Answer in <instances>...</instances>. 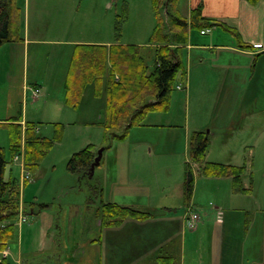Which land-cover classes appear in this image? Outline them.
I'll use <instances>...</instances> for the list:
<instances>
[{"label":"crops","instance_id":"0c3cea01","mask_svg":"<svg viewBox=\"0 0 264 264\" xmlns=\"http://www.w3.org/2000/svg\"><path fill=\"white\" fill-rule=\"evenodd\" d=\"M56 1L57 3H53ZM56 1L51 0L48 3L51 20H61L58 30L60 33L73 32L72 28L67 27L68 24L62 21L64 18H60L68 16L54 12L57 9L60 11L59 8L64 3L63 0ZM184 1L187 7L184 13L181 12L187 18L190 19L192 9L201 5L206 17L236 28L239 38L223 26L210 27L204 33L201 29L190 28L188 42L183 45L182 58L186 69L185 74L183 79L177 82L170 110L164 112L168 114L172 110L175 97L176 100L180 97L175 95L177 91H184L189 100L192 94L195 98L199 97L198 93L201 91L198 90L197 85L206 87L211 77L209 70L217 69L219 71H216V75L211 80L216 87L219 82L220 88L215 87V90L209 86L213 93L217 92L216 99L219 100L212 109L214 118L211 122L216 125L220 122L221 125L227 124L232 125V128L244 129L248 122L256 124L261 119L263 121L260 115L264 114V0H258L256 3H251L249 0ZM81 2L83 0L79 2L72 0L70 4L71 7L80 10ZM16 3L20 7L21 14L17 29L19 39L16 42H8L0 48V50L3 47L9 49V60L0 61V65L4 67L3 71H0V79L11 80L9 95L3 94L0 97L1 102L4 101L6 104L2 109L6 117L0 118V122L14 121V118L21 116L19 122L24 131L28 121L52 123L61 121L65 124L66 130L70 125L89 128L92 125L101 124L105 111V95H97L95 85L91 84L84 91L80 106L69 107L65 101L66 78L76 44L83 42L109 46L121 42L104 39L69 41L43 39L39 37V34L44 32H31V25L26 20L30 12L26 0H16ZM62 43L72 44V47L68 48V51L66 49L61 51L63 48L59 46L51 47L57 55L53 57L54 62L50 72H47V68L51 62L43 60L41 54H39L40 60L35 64L39 68L30 71L31 44L41 48V44L61 45ZM122 44L126 43L122 42ZM14 66L15 70H13ZM30 73L34 75L33 83H30ZM44 85L47 86V92ZM35 88L40 89L38 95L34 93ZM40 99L48 107L45 110L47 114L38 115L31 107ZM159 113L161 111L148 114L142 125L131 128L127 136L128 142L136 143V146L154 147L155 140L159 146L161 141L159 137L155 138L154 134H161L160 128H169L167 130L172 132L177 129L179 132L175 133V138L184 136L186 139V131L182 129V124L164 121ZM236 116L239 118L237 119ZM188 121L189 117L186 125ZM195 122L197 128L203 126L202 118L199 117ZM22 138L23 151L15 157V160L20 159L22 155L21 165L25 170L24 132ZM105 152L103 163H106ZM152 152L153 149L149 150V153L153 154ZM133 159L135 164L140 165L153 162L151 155H134ZM114 160L118 163L117 172H120V163L124 164L123 157L118 156ZM205 160L213 161L207 157ZM201 163L203 162L192 161L187 156L186 162L184 160L182 165L184 172L187 164L192 165L195 174V187L189 201L185 197V173L183 181L178 182L170 191L159 192L157 200L154 199L155 194L150 183H144L142 189L139 186L132 189L130 196L127 194V198L124 199L118 197L114 185L110 190L103 187L100 200L115 201L153 214L146 219L127 218L119 224L105 226L98 217V210L91 211L87 203L61 200L53 208L52 203L47 201H35L28 192L27 185L31 182H27L24 178L22 182L20 181L21 214L17 220L18 234L7 247L6 255L15 264H158L159 256L164 254L171 256L174 264L177 258H180L183 264L187 232L190 229L186 224V213L189 208H193L204 214V218L196 229L214 221L216 225H220L219 232L214 229L216 232L213 235L214 240L212 239V253L215 255L213 258L218 259L217 264H243L246 242L244 230L248 211L242 206L243 199L241 194H238L242 192H236L233 189L234 196L232 193L231 198L233 196L239 201L233 206L210 199L214 179L219 177H209L201 173ZM137 171L139 167L133 173L127 174L125 181L130 179L128 183L130 181L135 183L139 178L136 176L132 178V174L142 175ZM245 186L247 187L246 182ZM121 188L123 187L118 185V190ZM202 202H208V204ZM42 203L47 205L40 207ZM178 205H182V208L172 207ZM29 207H31L30 212ZM22 216L26 218L24 221H20Z\"/></svg>","mask_w":264,"mask_h":264},{"label":"rangeland","instance_id":"374dc122","mask_svg":"<svg viewBox=\"0 0 264 264\" xmlns=\"http://www.w3.org/2000/svg\"><path fill=\"white\" fill-rule=\"evenodd\" d=\"M63 1V8L61 7L59 8L60 11L57 9L54 12L59 15L68 16L67 18H60H64L62 21L68 24L67 27H71L73 32L66 34L58 31L61 20H51L49 16L48 3L51 0H26L30 10L26 20L31 25V32H44L43 34H39V37L47 40L104 39L105 41L124 42L126 44H144L146 47L143 48V52L147 54L151 66L153 65L154 47H148L147 45L159 23V17L162 16L165 19V12H157L152 0H83L80 10L71 7L70 2L72 0ZM77 1L79 2L80 0ZM53 3H57V1ZM179 5L180 13H184L187 3L184 0H179ZM183 13L182 15L185 16ZM57 46L63 48L61 51L65 49L68 51V48L72 47V44H41V48L38 45L31 44L29 50L30 71L39 68L35 64L40 60L39 54H41L43 60L51 62L47 68V72H50L54 62L53 57L57 55V52H54L51 47ZM4 60H9V49L7 47H3L0 50V61ZM3 69L4 67L0 65V71H3ZM15 69L16 67L14 66L13 70ZM216 71L219 70H209L211 77L207 81L206 87H202L200 84L197 85L198 90L201 91L198 93L199 97L195 98L192 94L191 100H189L184 91H177L175 95L180 97L177 100L175 97L170 113L167 114L164 111L159 113L161 114L159 116H163L161 119L164 121L172 124H182V129L186 131V139L184 136L179 139L175 138V133L178 134L179 132L177 129L173 128L174 132H172L167 130L169 128H160L161 134H154V137H159L161 141L159 146L154 140V144H156L154 147H151V145H145L144 147L140 145L141 148L143 147L141 149L139 148L140 146H136V143H129L128 138L123 141H111L105 136V129L101 124H95L89 128L78 127L77 125L67 126V130L64 128L62 141L53 145L36 173H31L30 175L32 177L30 179L31 184L29 183L27 187L32 199L52 203L53 208L61 200L66 202L81 201L87 203L90 206V210L94 211L100 205L101 196L98 195V192L101 188L107 187V190H110L114 185L118 197L124 199L127 198V194L130 196L132 189H136L138 186L142 189L144 183H150L155 194L154 199L157 200L159 192L170 191L178 182L183 181L185 172L182 165L184 160L186 162L187 156L190 159V135L195 130H204L209 133L210 137L205 159L207 157L215 162L246 165L244 183H247V187L250 190L245 193H238L241 194L243 199L242 206L248 211L244 230L246 242L243 264H264V114L260 115L263 121L261 119L256 124L248 122L244 129L232 128V125L227 124L221 125L222 123L220 122L216 125L214 122H211L214 118L212 109L216 105V102H219L216 99L217 92H212V89H215L216 86H213L214 84L211 79L216 75ZM33 78L34 75L30 73V83H33ZM10 81L8 78L0 79V97L3 94L5 96L9 95ZM220 85L218 82L216 89H219ZM44 86L47 92V86ZM209 86H212V89H209ZM34 93L38 95L40 89L35 88ZM104 98L106 106L107 98L106 96ZM37 102L31 106L34 108V112L38 113V115L47 114L45 111L48 108L46 107V103H42L41 99ZM5 105V102H1L0 100V118L6 117L5 111L2 110ZM188 117L189 121L188 125H186ZM199 117L203 120V126L197 128L195 121ZM236 117L237 119L239 118V116ZM38 131L42 136L52 138L56 133V126L52 122L41 121V123H38ZM110 143L113 145L105 152L106 163H103V159L101 164L96 167L93 177L82 178L80 181L79 175L68 169V160L73 153L85 148L89 144H93L97 155L98 149L105 146L108 147ZM0 148L6 150L7 157L10 159L9 133L8 129L4 127H0ZM151 149H153V154L149 153ZM134 155H151L153 162L148 165L135 164ZM118 156H122L124 161V164L120 163V172L122 173L117 172L118 163H115L114 160ZM21 161L22 155L20 159L13 161L11 165L12 176L16 177L18 182H22L26 178V175H29L26 169L23 170ZM138 167L139 171L137 172L142 175L132 174V178L136 176L139 179L135 183L131 181L128 183L130 179L125 181V177H128ZM7 176H9V171ZM153 179L159 180L155 181ZM214 180V186L210 191V199L221 201L224 205H236L239 201L233 198V182L231 178L219 177ZM118 181H122V183H117ZM118 185H121L123 188L118 190ZM94 186L97 187L95 191L93 189ZM34 187L36 189H33ZM62 189L64 190L62 191ZM232 193L233 196L231 198ZM202 203L208 204V202ZM172 207L181 209L182 205ZM30 210L31 207L28 208L29 212ZM196 213V221L193 220V222L188 223V228L192 230L188 229L187 232L185 255L182 258V262L183 264H217L218 259L213 258L215 255L212 253V239L214 232L217 230L219 232L220 225H216L214 221L212 223L209 222L208 225L201 224L202 226L196 229L197 225H200V221L204 218V214L201 211H197ZM176 264H181L180 258H177Z\"/></svg>","mask_w":264,"mask_h":264},{"label":"trees","instance_id":"16d2710c","mask_svg":"<svg viewBox=\"0 0 264 264\" xmlns=\"http://www.w3.org/2000/svg\"><path fill=\"white\" fill-rule=\"evenodd\" d=\"M152 1L157 12H165L167 9L165 19L159 17V23L147 45L153 46L155 51L152 66L147 54L143 52L146 46L139 44L117 43L108 46L78 43L74 48L65 83V101L69 107L78 108L84 91L91 84L95 85V93L105 95L107 98L101 124L105 129V136L111 141L126 140L130 129L142 125L148 114L170 110L177 82L183 79L186 70L182 58L183 45L188 42L190 28L202 30L223 26L239 38L236 28L206 17L201 5L192 9L189 19L180 13L179 0ZM249 1L256 3L258 0ZM20 16V7L16 0H0V48L8 42L18 41ZM20 119L21 116H18L14 121L1 122L0 126L8 129L11 151L9 159L6 150L0 148V264H15L3 251L18 234L21 185L16 177L12 176L11 165L15 157L23 151V132L25 167L30 174H34L53 145L62 141L65 128L64 123L54 122L56 133L54 137L49 138L42 136L38 131V123L41 121H28L24 131ZM209 142L207 131H193L189 138L190 159L203 162L201 173L204 175L230 177L234 191L248 192L250 189L244 183L246 165L205 160ZM112 145L110 143L108 147L105 146L104 151L110 149ZM95 149L93 144H89L73 153L68 160V169L77 173L80 181L82 178L90 177V167L96 157ZM25 180L30 181L29 178ZM184 184L185 197L189 201L195 187V174L190 164L186 166ZM96 188L93 187L94 191ZM101 190L102 188L99 192L96 191L99 196ZM46 205L42 203L40 207ZM97 210L104 226L119 224L127 218L146 219L153 215L152 212L115 201L101 200ZM158 264H174V259L163 254L159 256Z\"/></svg>","mask_w":264,"mask_h":264},{"label":"water","instance_id":"95a60500","mask_svg":"<svg viewBox=\"0 0 264 264\" xmlns=\"http://www.w3.org/2000/svg\"><path fill=\"white\" fill-rule=\"evenodd\" d=\"M167 11V9L165 10V12ZM103 150L104 148H100L98 150V155L95 157V160L94 162L91 164V167H90V176H93L94 174V171H95V167L100 163L101 161V158H102V155H103Z\"/></svg>","mask_w":264,"mask_h":264},{"label":"built area","instance_id":"2783aa9c","mask_svg":"<svg viewBox=\"0 0 264 264\" xmlns=\"http://www.w3.org/2000/svg\"><path fill=\"white\" fill-rule=\"evenodd\" d=\"M196 215H197V213H193L192 216L188 219V222L191 223V222H193V220L196 221V219H195V218H197Z\"/></svg>","mask_w":264,"mask_h":264}]
</instances>
